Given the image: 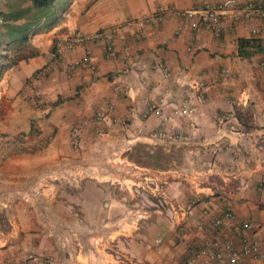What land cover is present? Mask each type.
Masks as SVG:
<instances>
[{
    "label": "crops",
    "instance_id": "obj_1",
    "mask_svg": "<svg viewBox=\"0 0 264 264\" xmlns=\"http://www.w3.org/2000/svg\"><path fill=\"white\" fill-rule=\"evenodd\" d=\"M219 1L81 0L35 36L40 55L0 81L3 122L18 128L0 133V264H229L193 253L237 244L246 221L264 255V51L244 58L239 45L264 46V20H227L216 37L177 15ZM28 81L46 106L28 110ZM152 108L176 139L155 137L164 117Z\"/></svg>",
    "mask_w": 264,
    "mask_h": 264
},
{
    "label": "built area",
    "instance_id": "obj_2",
    "mask_svg": "<svg viewBox=\"0 0 264 264\" xmlns=\"http://www.w3.org/2000/svg\"><path fill=\"white\" fill-rule=\"evenodd\" d=\"M177 15L185 20L190 21L193 29H198L200 27H205L209 29L216 37H220L224 31V23L227 20H236L241 16H247L249 18H257L264 20V0L261 1H251L245 4L240 3L238 0H222L217 3L208 4L199 8H192L186 11H177ZM141 27L144 23L140 24ZM98 38V36L85 37L80 36L79 40L81 42L92 41ZM65 43L60 42L58 47L62 49ZM117 56V51L115 47V41L113 37H107L105 43V58L113 59ZM90 62V53H88L82 61L77 62V64H88ZM94 70L95 66H91ZM188 104L189 101L185 100ZM152 113L158 117H164L163 112L159 108H152ZM180 113L185 116H189L193 113V110L188 106L181 109ZM103 116L100 115L99 118ZM167 118L164 117V122L162 123V129L155 133L156 138L160 139H176V135H169L168 128L166 125ZM75 143L77 140L74 141ZM159 199L162 200L164 205L168 206L167 216L173 227L179 228L182 226V221H179L176 215V209L170 205L169 197H167L166 192L163 190L160 192ZM195 202L191 203V207L187 209L186 215L191 213L192 206ZM226 219L229 221H235L236 217L233 213L228 212L226 214ZM213 225L216 230L222 231L226 225L224 219H217L214 221ZM255 233V228L253 224L249 221L241 223L239 227L236 228V238L237 244L232 242H222L221 240H215L210 248L202 247L194 251L195 256H209L210 259L214 261L227 262L229 264H249V261L260 260L264 257L261 252L259 245L252 239ZM118 257L122 259L126 257L123 253H118ZM48 264H56L52 259H49ZM23 264H40L39 259L33 255H28L27 259Z\"/></svg>",
    "mask_w": 264,
    "mask_h": 264
},
{
    "label": "trees",
    "instance_id": "obj_3",
    "mask_svg": "<svg viewBox=\"0 0 264 264\" xmlns=\"http://www.w3.org/2000/svg\"><path fill=\"white\" fill-rule=\"evenodd\" d=\"M76 1L0 0V81L7 71L40 55L33 39L54 29ZM239 45L240 55L244 58L250 57L252 50L264 51L262 42L257 39H241ZM52 53L59 56L57 41H54Z\"/></svg>",
    "mask_w": 264,
    "mask_h": 264
},
{
    "label": "rangeland",
    "instance_id": "obj_4",
    "mask_svg": "<svg viewBox=\"0 0 264 264\" xmlns=\"http://www.w3.org/2000/svg\"><path fill=\"white\" fill-rule=\"evenodd\" d=\"M77 1H81V0H77ZM91 1L95 2L96 0H91ZM47 71L48 70H43L42 75L45 76V77H48V72ZM35 86H36L35 84H33L32 82L30 83L28 81L26 83V86H25L26 89H24L23 92L21 93L22 97L25 99V101H27L28 110L29 109H31V110L40 109L43 106H46V104L44 103V101L42 99V96L39 94L38 89ZM13 108H16V107L13 106ZM4 113H5V106L3 105L2 102H0V133H2L3 130H5V131H18L17 130L18 128L13 127L12 123H7V124L5 123L4 124V122H3L4 121L3 120ZM14 124H18V123H13V125ZM20 124H21L20 127H19L21 129L20 135L25 137L26 134H27L26 126L24 125V122H21ZM4 125H9V126L8 127H4ZM9 142H10V140H8L6 142V144H8ZM104 188H105L106 191L108 190V186L107 185H104ZM119 193L121 195H123L125 192L120 190ZM121 195H119V196H121ZM106 197H108L107 193H106Z\"/></svg>",
    "mask_w": 264,
    "mask_h": 264
}]
</instances>
